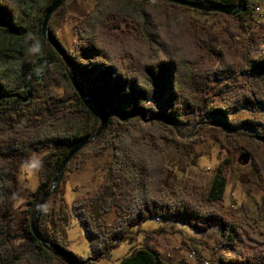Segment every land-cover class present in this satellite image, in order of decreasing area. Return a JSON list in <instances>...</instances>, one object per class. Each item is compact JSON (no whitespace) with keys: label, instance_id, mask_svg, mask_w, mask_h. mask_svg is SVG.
Masks as SVG:
<instances>
[{"label":"trees","instance_id":"16d2710c","mask_svg":"<svg viewBox=\"0 0 264 264\" xmlns=\"http://www.w3.org/2000/svg\"><path fill=\"white\" fill-rule=\"evenodd\" d=\"M55 1L0 0V264H64L34 237L30 221L69 150L95 133L100 125L98 109L75 91L66 64L42 36L44 15ZM131 1L128 0V6H120L118 0H96L73 25L77 44L72 52L62 47L53 34L79 84L87 94L101 99L110 111L102 134L86 148H98L99 152L112 149L105 185L108 193L99 197L101 209L109 212L115 206L127 215L124 224L117 220L107 231L103 221L87 214L81 202L72 205L69 217L76 218L84 227L91 250L88 257L78 256L60 242L63 222L58 204H64L61 176L42 209L41 214L47 212L48 218L44 229L40 230L50 243L69 253L78 264H94L108 258L121 243L135 239L138 233H143V241L135 244L119 264H164L161 255L146 243L148 236L170 233L164 223H160L161 218L175 227L179 225L199 234L206 232L200 220H207L215 223L220 236L230 245L239 238L235 227L220 218L202 217L188 201L174 198L163 155L168 143L180 134L181 116L193 113L205 114V118L213 115L227 118L218 111H207L204 101L227 77L225 74L231 77L234 72L225 67L218 70L208 67L206 57L220 56L217 48L225 41L206 23L200 25V33L194 34L196 21L187 11L232 20L237 28L244 29L253 9L245 5L243 12L227 16L157 0L162 23L181 18L180 33L175 37L166 28L159 31L150 13L132 10ZM189 1L232 5L237 0ZM224 31L229 33L227 29ZM168 38L186 43L191 56L174 53ZM142 49L146 54L141 55ZM82 60L87 62L82 64ZM253 72L264 78L263 60L253 66ZM222 91H213V96ZM259 95L264 96V89H260ZM259 102L264 106L260 98ZM145 123L161 128L159 136L145 135ZM206 123L208 121L202 118L196 133ZM220 130L225 137L236 135L234 129L223 125ZM213 140L216 143L215 137ZM158 151L162 152L164 160L156 168L158 182L153 183L151 168ZM223 162L231 163L228 159ZM223 164L218 165L205 198L207 203L214 204L224 198L228 182ZM27 165L36 168L39 184L25 201L17 204L19 178ZM163 194L164 198L158 201L156 195ZM171 200L175 202L171 204ZM170 205L177 210H170ZM17 213H21L22 222ZM151 218L159 219L156 220L158 227L144 229L143 222ZM183 229H173V233L181 235L182 242L199 264L205 261L243 264L218 260L215 248L194 236H186Z\"/></svg>","mask_w":264,"mask_h":264},{"label":"rangeland","instance_id":"374dc122","mask_svg":"<svg viewBox=\"0 0 264 264\" xmlns=\"http://www.w3.org/2000/svg\"><path fill=\"white\" fill-rule=\"evenodd\" d=\"M67 1L61 6L62 9L59 12L57 10L51 16L49 30L57 37L62 47L72 52L77 44L73 25L93 7L96 0ZM127 3L128 0H118L120 6H128ZM131 3L132 10L150 13L159 31L166 28L173 36H178L180 33L181 18L168 19L167 22L162 23L163 19L159 18L161 8L157 0H132ZM245 5H248L250 9L261 5L264 13V0H246ZM187 13L196 21L193 27L194 34L200 33L202 31L200 25L206 23L212 25L213 31L225 41L221 47L217 48L220 56L206 57L209 62L208 67L213 70L225 67L234 72L231 73V77L225 74L228 78L220 81L213 90H223V93L213 96V91H210L204 101L207 111H218L219 114L227 115V118L223 119L218 115L205 118V114L198 116L193 113L181 116L182 122L178 127L180 134L168 143L164 155L158 151L155 156L151 168L152 182H158L156 168L165 158L169 168V186L174 190V198L188 201L202 217L220 218L229 226L235 227L239 238L230 245L220 236L215 223L210 224L207 220H200L199 224L206 228V232L199 234L191 233L179 225L175 227L169 220L161 218L160 223H164L170 233L148 236L146 243L150 249L161 255L164 264H199L196 258L190 255L191 251L187 244L182 242L181 235L173 233V229H183L186 236H194L206 242L210 248H215L216 258L220 261L234 263L238 261L243 264L250 261L251 264H264V202L262 199L264 198V106L259 102V98L264 101V96L259 95L260 89H264V78H259L257 72H253V66L258 61H264V16L263 20L253 23L248 15L244 29H240L232 20L224 21L217 16L198 14L193 11H187ZM224 29H227L229 33L227 34ZM166 40L171 44L170 48L174 53L185 57L191 56L186 43L180 41L177 43L173 38ZM130 44L135 47L133 42ZM145 52L142 49L140 53L144 55ZM85 62L87 60L81 61L82 64ZM202 118L208 123L202 124L201 130L196 133ZM250 123L252 126L248 125ZM222 125L226 129H234L236 135L225 137L224 132L220 130ZM143 126L146 129L145 135L150 134L156 138L161 133V128L157 125L145 123ZM214 137L216 143H214ZM162 155L165 157L163 158ZM242 155L247 156L246 162L245 158H242L244 163L240 162ZM225 159L231 163L223 164ZM111 160L112 149L99 152L98 148L85 147L67 165V169L62 174L64 204H58L63 222L60 226V242L64 247L84 258L91 255L89 240L84 227L76 218L69 217L68 210L72 205L81 202L85 212L100 218L107 231L114 226V223H118L117 220L124 224L127 219V215L117 210L115 206H112L109 212L101 209L99 197L108 193L105 185L107 168ZM220 164H223L222 169L228 184L223 200L210 204L205 198ZM38 184L36 168L30 165L25 166L19 178L16 203L25 201L28 193L35 191ZM156 196L158 201L161 200L160 197L164 198V194ZM244 201H247V204H244ZM174 202V200L170 201L171 204ZM170 206V210L174 209V205ZM17 217L21 220V213H17ZM47 218V212L40 215V229H44ZM157 219L151 218L144 221L142 227L146 230L158 227ZM143 239V233H138L135 239L121 243L111 256L94 264H119L132 247Z\"/></svg>","mask_w":264,"mask_h":264},{"label":"water","instance_id":"95a60500","mask_svg":"<svg viewBox=\"0 0 264 264\" xmlns=\"http://www.w3.org/2000/svg\"><path fill=\"white\" fill-rule=\"evenodd\" d=\"M67 0H56L51 7L46 11L44 15V19L42 22L41 33L43 38L55 49L57 54L61 57L68 69V76L71 81V84L75 91L88 103L93 104L99 111L100 115V125L97 131L89 136L84 137L79 143H77L72 149L69 150L67 155L64 157L63 161L58 168L54 179L52 181L51 187L42 195L41 200L37 204L33 217L30 221V227L34 237L42 244V246L51 254L59 258L64 264H78L75 259L67 252L61 250L59 247L50 243L39 228V218L42 212L43 207L50 199L54 189L60 182L61 176L64 173L67 165L69 162L85 147L91 145L96 141V139L102 134L107 116L110 111L107 109L105 103L94 96H91L86 93L84 88L79 84L72 65L68 58L66 57L65 53L63 52L60 44L56 40L53 33L49 30V21L51 16L66 2ZM167 1L176 5H180L183 7H188L189 9L205 12V13H219L227 16H236L237 14L243 12L245 10V2L246 0H237L235 4L232 5H209V4H201L196 3L189 0H161ZM242 158H245V162L247 161V156L242 155L240 158V162H242Z\"/></svg>","mask_w":264,"mask_h":264},{"label":"built area","instance_id":"2783aa9c","mask_svg":"<svg viewBox=\"0 0 264 264\" xmlns=\"http://www.w3.org/2000/svg\"><path fill=\"white\" fill-rule=\"evenodd\" d=\"M263 6H261V5H257V6H255V12H253V23H254V17L255 16H260V9L262 8ZM157 220H159V219H157ZM191 256H194L192 253L190 254ZM202 264H210V262H208V261H205L204 263H202ZM215 264H219V262H217V263H215Z\"/></svg>","mask_w":264,"mask_h":264},{"label":"bare ground","instance_id":"6f19581e","mask_svg":"<svg viewBox=\"0 0 264 264\" xmlns=\"http://www.w3.org/2000/svg\"><path fill=\"white\" fill-rule=\"evenodd\" d=\"M253 12H255V7H253V10H252V15H251V21H253ZM263 7L260 9V16H255L254 17V22H257V21H261L263 20Z\"/></svg>","mask_w":264,"mask_h":264},{"label":"crops","instance_id":"0c3cea01","mask_svg":"<svg viewBox=\"0 0 264 264\" xmlns=\"http://www.w3.org/2000/svg\"><path fill=\"white\" fill-rule=\"evenodd\" d=\"M262 199H263V202H264V198H262ZM243 203H244V204H247V201H244Z\"/></svg>","mask_w":264,"mask_h":264},{"label":"clouds","instance_id":"9594fccd","mask_svg":"<svg viewBox=\"0 0 264 264\" xmlns=\"http://www.w3.org/2000/svg\"><path fill=\"white\" fill-rule=\"evenodd\" d=\"M33 50H35V49H33Z\"/></svg>","mask_w":264,"mask_h":264}]
</instances>
